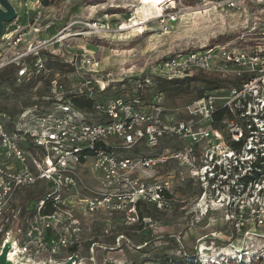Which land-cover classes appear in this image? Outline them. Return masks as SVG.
Listing matches in <instances>:
<instances>
[{
    "label": "built area",
    "instance_id": "built-area-1",
    "mask_svg": "<svg viewBox=\"0 0 264 264\" xmlns=\"http://www.w3.org/2000/svg\"><path fill=\"white\" fill-rule=\"evenodd\" d=\"M59 1L68 0L14 4L17 18L6 24L0 41V73L14 69L18 81L40 79L39 75L50 73L46 56L55 45L62 47L75 36L114 31L98 21L74 20L51 38H43L44 27H49L44 26L47 10ZM179 1L170 0L171 8L164 11L173 22L183 13L176 5ZM250 3L264 10V0H200L193 8L206 4L210 7L201 8L246 13ZM259 26L264 30V22ZM70 60L87 73L100 69L99 60L76 53ZM151 73L168 80L206 73L238 83L169 113L162 95H155L148 108L126 99L102 103L94 97L92 79L81 82L77 90H68L59 75L51 79L46 97L50 107L25 109L16 119L7 117L9 126L0 124V254L11 241L9 254L21 262L81 260L78 250L85 243L80 238L84 227L74 217L76 210L119 215L128 227L146 221L141 222L140 202L169 212L175 203L169 186L140 176L159 165L174 161L186 170L179 171L181 181L189 177L205 182L220 168L243 169L259 161L264 166V44L251 50L222 45L190 50L162 61ZM101 89L104 93L107 87ZM78 95L93 100L90 111L73 105L72 98ZM221 110L228 117L216 128ZM162 139L180 140L183 146L160 156H118L124 149H140L144 142L146 148L156 147ZM91 171L100 175L93 177L96 187L84 176ZM260 177L256 184L262 183ZM34 187H41L44 196L31 205L30 218L20 225V210H12L11 216L8 212L21 190ZM256 220L264 224V210Z\"/></svg>",
    "mask_w": 264,
    "mask_h": 264
},
{
    "label": "rangeland",
    "instance_id": "rangeland-1",
    "mask_svg": "<svg viewBox=\"0 0 264 264\" xmlns=\"http://www.w3.org/2000/svg\"><path fill=\"white\" fill-rule=\"evenodd\" d=\"M10 1L16 3V0ZM168 2L160 13L158 4L140 10L141 0L59 1L56 7L47 10L44 26L49 27H44L43 38H51L74 20L98 21L114 31L108 35L75 36L62 47H52L46 59L64 65L63 69H50V73L39 75L44 81L35 88L28 89V82L18 80L1 85L0 109L17 116L24 109L36 106L43 109L49 94L45 80L57 75L68 90H77L74 88L81 82L92 79L94 97L102 103L126 99L148 108L153 85L145 83L141 90L139 83L143 79L156 80L158 76L151 71L162 61L179 53L219 45L251 50L257 43L264 44V30L259 26L264 22V10L259 5L250 3L246 13H238L214 8L204 10L201 7L210 5L202 3L193 8L180 0L176 5L183 13L173 22L164 14L171 8L172 2ZM137 22L139 25H135ZM74 53L80 58L99 60L98 72L87 73L74 66L70 60ZM104 86L107 89L103 93ZM187 101L188 97H166L165 104L168 112L174 113L189 104ZM182 146L180 140L162 139L156 147L146 148L144 142L140 149H124L118 156L132 158L139 153L160 156ZM229 168L226 167L227 175L215 174L218 180L214 185L189 177L181 181L178 174L182 168L174 161L141 174L150 181L166 183L175 203L169 212L154 211L152 219L146 218L140 234L129 231L119 215L76 210L74 217L84 227L80 238L85 242L78 250L79 263L154 264V253L162 251L166 264H264V224L256 220L257 214L264 210V175L260 177L262 183L253 182L244 187L237 185V179L245 170L236 165ZM84 176L89 185L95 186L93 177L100 175L91 171ZM41 189L21 190L14 197L8 216L12 210H20L19 224L24 225L31 216V205L42 198L38 195ZM146 239L151 240L148 246L144 244Z\"/></svg>",
    "mask_w": 264,
    "mask_h": 264
},
{
    "label": "trees",
    "instance_id": "trees-1",
    "mask_svg": "<svg viewBox=\"0 0 264 264\" xmlns=\"http://www.w3.org/2000/svg\"><path fill=\"white\" fill-rule=\"evenodd\" d=\"M168 1L170 0H141L142 7H140L139 9L142 11H145L148 5L158 4L159 12L161 13V9L163 5L166 4ZM183 1L186 2L189 6H195L196 4L200 2V0H183ZM44 2L47 3L46 0H44ZM61 65L62 64L50 61L49 59L47 61V66L49 69L62 70L64 65L63 66ZM15 81H17V78L15 76L14 69L6 70L0 73V86L4 85L5 83L12 84ZM40 81H44V79L40 78V79H33L31 81H26L29 84L32 83L34 86V87L31 85L29 86L28 84L27 88L28 89L35 88V85L38 84ZM45 81L47 82L48 87H49L50 80L48 79ZM150 83L151 85H153L152 87H150V90H151L150 103H151L152 98L155 95H162L164 97V101H166V97L168 98L169 97H188L187 103H191L194 100L205 97L208 94H212V93H215L221 90H227L231 85H237L238 82L223 79L215 75H210L206 73H198L191 77H186L183 79H173V80L156 77V80H154L153 82L150 81ZM144 84H145V80L143 79V82L139 83V88L141 90H143ZM141 95H143V93H141ZM138 97L140 98L141 96H138ZM72 102L76 108L83 110V111H90L93 106V100L87 98L86 95L75 96L72 98ZM45 105L46 107H50L51 101L46 100ZM135 106H140V104L136 102ZM7 117H10L11 119H16L17 114L12 113V112H7L6 110L0 109V124H5V126H9L10 124L7 122L8 120ZM226 117L228 116L225 111L223 110L219 111L215 118V121H216L215 127L221 128L222 121ZM243 169H245V173L243 176L238 177L237 185L244 186V187L248 186L249 184L253 182H257L259 177L264 174V166L261 165V161L255 164H252V166L250 167L243 166ZM218 171H221V173L224 175L227 173V170L225 169L222 171V168L217 170V172ZM217 180L218 178L215 177V178H210L208 181L211 185H214V183L217 182ZM38 195H42L43 197V192L40 191ZM138 208H139L141 222H143V220L146 218L152 219L154 216V211L158 212V209L156 208V206L151 203L140 202ZM128 230L136 235V234L142 233L143 227L142 225H139L135 227H129ZM129 234L131 233H128L127 236L130 237ZM150 241H151L150 239H146L144 244L148 246L150 244ZM71 251L72 252L76 251V248H73ZM152 259H153L154 264H166L165 256L162 251H159V252L156 251Z\"/></svg>",
    "mask_w": 264,
    "mask_h": 264
},
{
    "label": "water",
    "instance_id": "water-1",
    "mask_svg": "<svg viewBox=\"0 0 264 264\" xmlns=\"http://www.w3.org/2000/svg\"><path fill=\"white\" fill-rule=\"evenodd\" d=\"M17 18V11L14 4L10 0H0V41L2 39L5 24L11 23ZM12 247V242H7L2 249L0 254V264H19L14 260H11L10 249ZM73 261H76V264H79V259L77 257L72 258L71 260L62 263V264H73ZM45 264H51L46 262Z\"/></svg>",
    "mask_w": 264,
    "mask_h": 264
},
{
    "label": "bare ground",
    "instance_id": "bare-ground-1",
    "mask_svg": "<svg viewBox=\"0 0 264 264\" xmlns=\"http://www.w3.org/2000/svg\"><path fill=\"white\" fill-rule=\"evenodd\" d=\"M162 11H163V7H162V9H161V13H162ZM135 25H139L138 22L135 23ZM9 258H10L11 260H14L15 262H17V263H19V264H29L27 261L21 262V261L17 260V259H16L15 257H13L12 255H10ZM7 264H8V263H7Z\"/></svg>",
    "mask_w": 264,
    "mask_h": 264
},
{
    "label": "crops",
    "instance_id": "crops-1",
    "mask_svg": "<svg viewBox=\"0 0 264 264\" xmlns=\"http://www.w3.org/2000/svg\"><path fill=\"white\" fill-rule=\"evenodd\" d=\"M17 2V1H16ZM18 3H20V2H18ZM13 4H15V3H13Z\"/></svg>",
    "mask_w": 264,
    "mask_h": 264
}]
</instances>
